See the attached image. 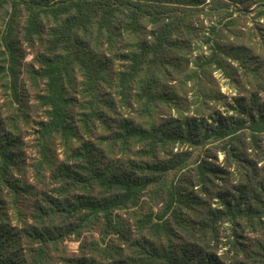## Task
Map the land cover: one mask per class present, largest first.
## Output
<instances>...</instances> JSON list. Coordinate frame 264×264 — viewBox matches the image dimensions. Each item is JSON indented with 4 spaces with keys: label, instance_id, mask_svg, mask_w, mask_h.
I'll return each mask as SVG.
<instances>
[{
    "label": "trees",
    "instance_id": "1",
    "mask_svg": "<svg viewBox=\"0 0 264 264\" xmlns=\"http://www.w3.org/2000/svg\"><path fill=\"white\" fill-rule=\"evenodd\" d=\"M0 264H264V0H0Z\"/></svg>",
    "mask_w": 264,
    "mask_h": 264
},
{
    "label": "rangeland",
    "instance_id": "2",
    "mask_svg": "<svg viewBox=\"0 0 264 264\" xmlns=\"http://www.w3.org/2000/svg\"><path fill=\"white\" fill-rule=\"evenodd\" d=\"M29 58L30 57H28V59ZM220 85H221V89L223 91H226V92L229 91V87H228L229 85H228L227 81H225V79H221L220 80ZM38 118H39L38 113H32V117L29 119L28 125L27 126H24L23 129H22V133L24 135H26L25 138H26L27 141H32V138H33V130H34L33 129V125H32L33 124V120H36ZM30 148H32V147H29V149ZM67 244L73 250H75L77 248V245H78V243L75 242V241H67Z\"/></svg>",
    "mask_w": 264,
    "mask_h": 264
}]
</instances>
